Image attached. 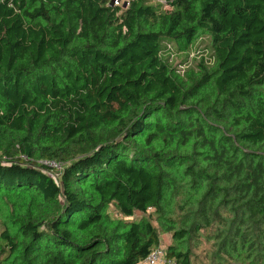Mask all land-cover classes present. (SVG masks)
<instances>
[{
	"label": "trees",
	"instance_id": "16d2710c",
	"mask_svg": "<svg viewBox=\"0 0 264 264\" xmlns=\"http://www.w3.org/2000/svg\"><path fill=\"white\" fill-rule=\"evenodd\" d=\"M159 1L0 0V264H264V0Z\"/></svg>",
	"mask_w": 264,
	"mask_h": 264
},
{
	"label": "rangeland",
	"instance_id": "374dc122",
	"mask_svg": "<svg viewBox=\"0 0 264 264\" xmlns=\"http://www.w3.org/2000/svg\"><path fill=\"white\" fill-rule=\"evenodd\" d=\"M151 1L153 4L157 2L161 4L159 0H151ZM122 2L127 3L129 2V0H122ZM201 50L202 51L204 50L205 54L208 53L207 39H202L200 41V43L196 47V51H191L188 54L187 53H184V54L173 53L172 60L173 59L175 60L173 64L176 66V69L179 72L183 73L185 70H188L189 68L190 69L194 68L199 60L204 59L203 56L199 54ZM178 62L181 64H179ZM61 168L62 167L59 166V169H56L55 172L60 173ZM108 212L113 217L117 216L112 207L108 208ZM136 217L139 218L138 215ZM153 225L156 226L157 223L153 221ZM158 231H159V237L161 240V244H160L161 248H164L165 250H167L168 246H170L171 244H175L172 241V236L170 233H164L160 230ZM190 248L192 249L191 256H192L193 264H211L209 258L207 257L208 249L212 248V245L210 242L205 243L204 241H199L198 243H196L195 241H191ZM224 264H232V263H224Z\"/></svg>",
	"mask_w": 264,
	"mask_h": 264
},
{
	"label": "built area",
	"instance_id": "2783aa9c",
	"mask_svg": "<svg viewBox=\"0 0 264 264\" xmlns=\"http://www.w3.org/2000/svg\"><path fill=\"white\" fill-rule=\"evenodd\" d=\"M113 6H120L122 4V0H112ZM43 166L51 168L52 170L59 169V165L53 162H41ZM139 264H175V262L168 258L166 254V250L164 248L158 247L151 251V253Z\"/></svg>",
	"mask_w": 264,
	"mask_h": 264
},
{
	"label": "water",
	"instance_id": "95a60500",
	"mask_svg": "<svg viewBox=\"0 0 264 264\" xmlns=\"http://www.w3.org/2000/svg\"><path fill=\"white\" fill-rule=\"evenodd\" d=\"M126 4L123 5V7H125Z\"/></svg>",
	"mask_w": 264,
	"mask_h": 264
}]
</instances>
